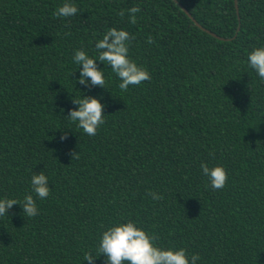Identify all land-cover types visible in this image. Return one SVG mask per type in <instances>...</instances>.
Here are the masks:
<instances>
[{"label": "trees", "instance_id": "obj_1", "mask_svg": "<svg viewBox=\"0 0 264 264\" xmlns=\"http://www.w3.org/2000/svg\"><path fill=\"white\" fill-rule=\"evenodd\" d=\"M65 2L79 13L55 17ZM110 28L135 37L129 58L150 81L122 93L97 61L105 88L78 83L75 52L98 59ZM258 47L264 0H0V199L32 194L39 209L0 217V264H88V251L105 264L102 233L129 220L197 264H264V81L247 63ZM83 96L104 105L95 136L67 119ZM202 163L226 169L223 189Z\"/></svg>", "mask_w": 264, "mask_h": 264}, {"label": "clouds", "instance_id": "obj_2", "mask_svg": "<svg viewBox=\"0 0 264 264\" xmlns=\"http://www.w3.org/2000/svg\"><path fill=\"white\" fill-rule=\"evenodd\" d=\"M79 8L74 3L65 2L58 7L53 15L57 18H69L79 13ZM139 7H131L128 9L129 22L137 23L136 13H139ZM120 17H124L125 12L118 13ZM135 39L129 32L110 28L98 40L95 48L98 52V59L90 58L83 50H77L74 54V62L82 66L80 72L79 84L86 87L105 88L106 80L104 71L100 70L97 61L110 65L112 72L120 79L118 85L121 92H127L129 86L140 85L142 82L150 81V73L143 67L129 58V49L131 41ZM155 42V38L149 36L146 43L151 45ZM248 66L254 69L261 81H264V47L254 48L247 57ZM72 103L78 105L77 109L69 112L68 120L77 123V127L82 129L88 136H95L101 125L105 124L104 105L100 99L92 96L75 97ZM67 135H63L61 140H66ZM74 159H79V154L71 153ZM201 168L203 174L208 177L209 184L213 190H221L226 186L228 175L225 168L216 166L209 168L207 164L202 163ZM31 188L35 197L43 200L49 197L50 187L48 177L44 172L39 174L33 173L31 178ZM148 195L153 200H162L163 196L156 192L149 191ZM21 205L23 215L27 217H35L39 214L36 199L32 194L24 197L23 201L16 199L3 198L0 199V217L8 215V211L15 205ZM159 235L156 233H148L138 228L134 221L129 220L126 223H118L109 227L102 233L97 248L98 257H106L105 264H197L200 260L198 254L189 256L187 249H164L157 245ZM97 259L91 251L84 255V260L88 264H93Z\"/></svg>", "mask_w": 264, "mask_h": 264}, {"label": "water", "instance_id": "obj_3", "mask_svg": "<svg viewBox=\"0 0 264 264\" xmlns=\"http://www.w3.org/2000/svg\"><path fill=\"white\" fill-rule=\"evenodd\" d=\"M197 24V23H196ZM198 25V24H197Z\"/></svg>", "mask_w": 264, "mask_h": 264}]
</instances>
